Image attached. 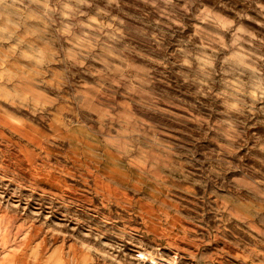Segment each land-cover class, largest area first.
Returning <instances> with one entry per match:
<instances>
[{"label": "rangeland", "instance_id": "obj_1", "mask_svg": "<svg viewBox=\"0 0 264 264\" xmlns=\"http://www.w3.org/2000/svg\"><path fill=\"white\" fill-rule=\"evenodd\" d=\"M141 251L264 264V0H0V264Z\"/></svg>", "mask_w": 264, "mask_h": 264}, {"label": "bare ground", "instance_id": "obj_2", "mask_svg": "<svg viewBox=\"0 0 264 264\" xmlns=\"http://www.w3.org/2000/svg\"><path fill=\"white\" fill-rule=\"evenodd\" d=\"M99 173V172H98ZM100 174V173H99ZM137 174V173H136ZM101 175V174H100ZM131 175V174H130ZM139 176V175H138ZM154 176V175H153ZM170 176V175H169ZM97 177H100L99 175ZM121 177V176H120ZM125 177V176H124ZM134 177V176H133ZM91 178V177H90ZM127 179V178H126ZM140 179V178H139ZM160 179V178H159ZM131 180V179H130ZM93 181V180H92ZM91 181V182H92ZM161 181V180H160ZM169 181V180H168ZM103 182V181H102ZM145 182V181H144ZM110 183V182H109ZM173 183V182H172ZM96 184V183H95ZM146 184V183H145ZM88 185V184H87ZM91 185V184H90ZM169 185V184H168ZM176 185V184H175ZM119 186V185H118ZM128 186V185H127ZM173 187V186H172ZM182 187V186H181ZM97 188V187H96ZM174 188V187H173ZM145 189V188H144ZM168 190V189H167ZM188 190V189H187ZM93 191V190H92ZM128 191V190H127ZM130 191V190H129ZM147 192V191H145ZM103 193V192H102ZM160 193V192H159ZM164 194V192H163ZM135 196V195H134ZM161 196V195H160ZM164 196V195H163ZM107 197V196H106ZM133 197V196H132ZM142 197V196H140ZM112 198V197H111ZM75 199V198H74ZM104 199V197L102 198ZM126 200V199H125ZM167 200V199H166ZM109 201V200H108ZM128 201V200H127ZM167 202V201H165ZM132 203V202H131ZM154 204V202L152 203ZM178 204V203H177ZM185 205V204H184ZM128 206V205H126ZM161 206V205H160ZM178 206V205H177ZM135 207V206H134ZM156 212V211H155ZM150 213V212H149ZM158 213V212H157ZM166 213V212H165ZM165 215V214H164ZM150 217V216H149ZM163 217V216H162ZM166 217V216H165ZM168 218V217H167ZM138 258L141 260V264H177V261L175 258H157L154 256H151L146 251L139 252Z\"/></svg>", "mask_w": 264, "mask_h": 264}]
</instances>
